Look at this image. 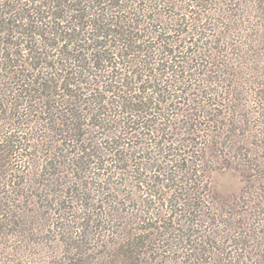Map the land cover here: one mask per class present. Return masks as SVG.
I'll list each match as a JSON object with an SVG mask.
<instances>
[{
    "label": "trees",
    "instance_id": "16d2710c",
    "mask_svg": "<svg viewBox=\"0 0 264 264\" xmlns=\"http://www.w3.org/2000/svg\"><path fill=\"white\" fill-rule=\"evenodd\" d=\"M209 1L0 0V132L3 127L18 129L42 123L47 136L54 133L56 142L76 147L77 155L70 160L75 169L85 170L81 165L84 159H99L96 154L100 153L106 157L105 168L113 165L115 170L124 172L122 175L132 176L146 193L151 188H155L154 193L167 188L169 199L162 197L161 200L170 208H178L169 209L167 220L183 217L198 226L199 223L208 225L211 220L218 222L221 218L225 229L212 230V237L221 242L216 236H224L225 240L233 236L239 251L233 254L229 244L218 261L240 264L251 258L245 248L251 245L250 240L258 242L259 247L264 246V240L260 241L264 239L261 237L264 235V158L261 161L258 153L247 150L243 153V149L236 146L239 141L233 139L239 138L237 128L222 123L220 120L225 115L222 117L211 105L202 102L206 98L210 102L211 96H217L210 86L213 88L218 80H223L209 75L208 65H212L216 53L202 58L205 48H215V41L208 42L209 35L200 30L207 19L203 10ZM211 1L217 13L223 15L228 10L233 11L230 1L235 5L238 0ZM249 1H253L264 23V0ZM211 14L216 13H210L209 20L218 26ZM239 22L232 21L229 34L239 33ZM217 32L222 34V31ZM245 39L251 42L250 38ZM220 46L223 48L217 51L216 57L224 58L226 45L219 43L217 47ZM237 46L245 54L246 45ZM245 68L241 67L242 71ZM256 86L258 90L252 101L262 122L264 87L260 88L258 83ZM182 96H187V104L181 101ZM225 96L231 104L236 99L242 100L233 89ZM233 109L238 113L241 104L235 103ZM36 113L42 115L39 117ZM181 117H185L184 127L175 133L180 137H166L171 134L173 123ZM237 118L235 121L240 123L241 117ZM212 126L216 127L215 131ZM223 132L228 134L229 142L223 141ZM258 135L264 138V129L258 131ZM21 139L11 133L3 137L0 173L9 167L8 160ZM232 146L240 154L231 156L228 149L234 150ZM23 147L28 149L30 145L23 144ZM260 148L264 149L255 147L257 151ZM36 150L33 147L30 154H35ZM211 151L227 153L232 157L229 160L236 162L235 169L243 175L245 183H256L243 192L253 210L250 215L223 211L215 217L198 205V200H205L203 193L201 198L197 196L204 186V172H209L205 163L221 160L220 153L209 156ZM19 154L22 158L28 156L25 152ZM257 169L259 173L255 174ZM255 218L260 219V223L253 227L251 234L247 224L254 223ZM168 229L174 236L166 238L169 242L164 245L175 244L188 236L178 235L180 228L176 226ZM182 229L187 231L189 226L183 225ZM147 230L148 227L140 229L143 233ZM186 241L187 238L184 243ZM123 252L129 253L128 250ZM199 259L191 258L190 264H202Z\"/></svg>",
    "mask_w": 264,
    "mask_h": 264
},
{
    "label": "rangeland",
    "instance_id": "374dc122",
    "mask_svg": "<svg viewBox=\"0 0 264 264\" xmlns=\"http://www.w3.org/2000/svg\"><path fill=\"white\" fill-rule=\"evenodd\" d=\"M212 3L210 0L207 8L202 9L207 19L202 22L200 30L206 36L209 35L208 42L215 41V48L210 49L211 51L205 48L202 58L207 59L205 55L215 53L218 56L217 51L223 47L217 45L219 43L226 45L224 58L215 56L212 65H208L211 70L210 77L217 76L223 80L217 79V85L213 88L210 86V90L217 96H211L210 102L207 98L202 102L211 105V109H216L217 114L222 117L225 115V119L220 120L222 123L237 128L236 135L239 138L233 139L239 141L236 146L243 149V153L247 151H251L252 154L258 153L259 160L262 161L264 149L260 148L257 151L255 147H264V138L258 135V131L264 129V121L260 122L261 116L257 114V108L252 100L255 90H258L255 89L256 83L260 88L264 87L263 19L255 10L253 1L238 0L235 5L230 1L233 11L228 10L223 15L217 13L216 6ZM213 12L216 14L211 15L215 17L218 26L209 20L210 13ZM234 19L240 21V30L238 34L235 32L229 34L228 29ZM217 30L222 31V34H218ZM245 38H250L251 42ZM237 45H246L245 54ZM259 48L261 50L258 53ZM255 51L258 54H255ZM246 59L247 61L243 63ZM243 66L246 67L244 71L241 69ZM231 89L238 95L237 97L242 98L241 101L236 99L231 104L227 100L225 94ZM186 97L182 96L181 101L187 104ZM237 102L241 104L238 113L233 109ZM179 107L183 108L182 104ZM36 115L40 117L42 114ZM237 116V119L241 117L240 123L235 121ZM180 120L173 123L171 134L166 137H180L175 133L183 129L182 120H185V117H181ZM13 127L1 129L0 149L3 148V137L10 133L19 136L20 139L27 137L29 140L21 139V143L15 145L16 150L8 160L9 167L0 173V264H190V259L197 257L201 258L199 261L201 260L202 264H221L218 258L223 256L222 252H227L226 247L229 244H231L229 251L233 254L239 251L236 249L238 245L233 236L227 240L224 236H216L221 242L212 237V230L225 229L221 224V218L218 222L211 220L208 225L199 223L198 226L192 225L190 220L183 217L168 221L169 209L174 211L178 208H170L169 205H165L166 201L161 200L162 197L169 199L170 193L167 188H161L155 193L153 192L156 191L155 188H151V191L146 193L132 176L122 175L124 172H119L117 168L115 170L113 165L105 168L106 157L100 153L96 154L99 155V159L92 157L84 159V164L81 165L85 170H77L71 162L72 156L77 155L76 147L71 143L64 145V142H56L54 133H50L52 137L48 138L44 124L22 126L18 129ZM83 127L88 130L85 125ZM212 127L215 131L216 127ZM89 130L91 131L90 127ZM222 134L223 141H228V134L224 132ZM23 144L30 147L24 149ZM104 146L102 142V147ZM33 147L37 149L36 153L30 154ZM69 151L72 154H67ZM229 151L228 149L231 156L240 154L235 147ZM23 152L28 154L27 158L20 156L19 153ZM217 153L221 154L220 162L218 160L205 163L209 172H204V186L197 194L201 198L203 193L205 200L202 198L198 200V205H202L203 210L214 214L215 217L218 212L223 211L229 213L237 211L250 215L253 210L248 206L246 194L244 196L243 194L256 183H245L243 175L235 169L236 162H232L233 159L229 160L232 157L227 153L224 155L220 151H211L209 156L215 157ZM258 173L257 169L255 174ZM151 175H154L153 172ZM182 179L184 180L183 177ZM227 204L230 207L227 208ZM210 216L213 217L211 214ZM142 217L145 221L141 220ZM253 222L249 221L247 224V227L251 228V234L253 227L259 225L260 219L255 218ZM183 225L189 226V229L184 231ZM169 226L180 228L178 235L188 236L180 240L181 242L164 245L169 242L166 238L174 236L168 229ZM144 227H148V230L143 233L140 229ZM191 234H194V237ZM145 238L147 240L143 241ZM186 238L187 241L184 243ZM129 243L134 246H129ZM249 243L251 245L245 248L251 253V258L244 259V263L240 264H264V246L259 247V243L252 240ZM166 248L171 251H167ZM124 250H128L129 253L123 252ZM256 253L258 257L255 256Z\"/></svg>",
    "mask_w": 264,
    "mask_h": 264
}]
</instances>
